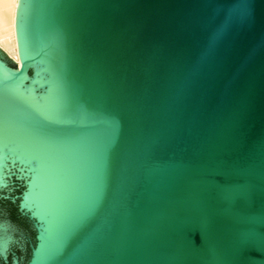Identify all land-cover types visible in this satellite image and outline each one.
<instances>
[{"label": "water", "instance_id": "obj_1", "mask_svg": "<svg viewBox=\"0 0 264 264\" xmlns=\"http://www.w3.org/2000/svg\"><path fill=\"white\" fill-rule=\"evenodd\" d=\"M16 25L0 200L31 237L3 213L0 264H264V0H18Z\"/></svg>", "mask_w": 264, "mask_h": 264}, {"label": "bare ground", "instance_id": "obj_2", "mask_svg": "<svg viewBox=\"0 0 264 264\" xmlns=\"http://www.w3.org/2000/svg\"><path fill=\"white\" fill-rule=\"evenodd\" d=\"M17 4L18 0H0V48L20 65Z\"/></svg>", "mask_w": 264, "mask_h": 264}, {"label": "flooded vegetation", "instance_id": "obj_3", "mask_svg": "<svg viewBox=\"0 0 264 264\" xmlns=\"http://www.w3.org/2000/svg\"><path fill=\"white\" fill-rule=\"evenodd\" d=\"M4 213V216L1 217ZM6 213V215H5ZM0 217L1 218H6L15 223L20 229L24 231L26 236H21L19 234H16V238L19 240V242L23 245H25L27 248L29 247V237L30 235V227L27 222V220L23 217L20 216L18 213V210L16 207L8 200H0ZM16 254L18 255L19 258L23 256V251L19 248V246H16ZM21 254V255H20ZM12 256V257H11ZM11 262L14 260V254L11 253Z\"/></svg>", "mask_w": 264, "mask_h": 264}]
</instances>
